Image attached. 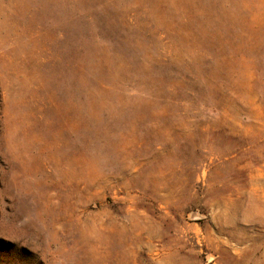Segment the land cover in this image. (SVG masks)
I'll return each instance as SVG.
<instances>
[{
	"label": "rangeland",
	"instance_id": "1",
	"mask_svg": "<svg viewBox=\"0 0 264 264\" xmlns=\"http://www.w3.org/2000/svg\"><path fill=\"white\" fill-rule=\"evenodd\" d=\"M0 264H264V0H0Z\"/></svg>",
	"mask_w": 264,
	"mask_h": 264
}]
</instances>
